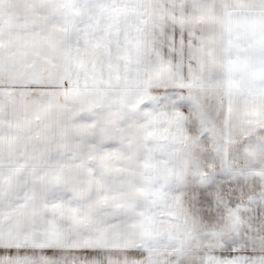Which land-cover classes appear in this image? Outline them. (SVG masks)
Returning a JSON list of instances; mask_svg holds the SVG:
<instances>
[{"label": "snow or ice", "instance_id": "obj_1", "mask_svg": "<svg viewBox=\"0 0 264 264\" xmlns=\"http://www.w3.org/2000/svg\"><path fill=\"white\" fill-rule=\"evenodd\" d=\"M0 264H264V0H0Z\"/></svg>", "mask_w": 264, "mask_h": 264}]
</instances>
